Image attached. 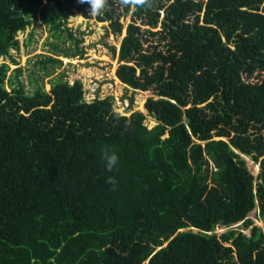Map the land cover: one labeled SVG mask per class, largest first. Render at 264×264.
<instances>
[{"label":"trees","instance_id":"16d2710c","mask_svg":"<svg viewBox=\"0 0 264 264\" xmlns=\"http://www.w3.org/2000/svg\"><path fill=\"white\" fill-rule=\"evenodd\" d=\"M77 13L115 35L129 14L107 47L116 78L152 93L146 113L86 101L63 74L44 89L59 57L82 55ZM37 25L54 40L26 89L11 50ZM253 209L264 222V0H105L97 16L79 0H0V264H264Z\"/></svg>","mask_w":264,"mask_h":264},{"label":"rangeland","instance_id":"374dc122","mask_svg":"<svg viewBox=\"0 0 264 264\" xmlns=\"http://www.w3.org/2000/svg\"><path fill=\"white\" fill-rule=\"evenodd\" d=\"M129 14L121 17L120 21L123 23V30L120 35L106 33L108 27L107 22H99L94 17L85 18L80 13L75 14L68 18L66 25L74 33L75 36L82 37V42L79 47L83 52L80 58L75 56L73 58L59 57L62 60L61 65H58L55 72L42 79L41 84L44 89H49L50 78L55 77V74H63V79L72 82L74 80H81L84 89V98L86 101H91L95 97L103 98L106 96L113 97V108L115 111L122 115H129L133 111H142L144 109V102L152 96L150 91L133 90L123 83L117 82L115 79V70L117 68V60L111 56L110 50L107 45H113L118 50L121 38L125 34V26L129 21ZM30 28L24 32H18L17 38L20 43L28 36ZM27 47L20 46V50L16 52L11 50V53L18 65H10V69L19 66L22 68L20 79L22 80L26 89L34 86L33 78L30 71H35L37 77L42 75L40 69L33 65L34 61L44 54H48L49 47L47 41L54 39L49 36L47 29L43 25H37L34 29V34L31 37ZM65 41H59L61 46L68 47L69 39L63 37ZM5 61H8L5 59ZM145 123L151 127L155 124V120L146 115ZM246 159L247 167L254 175L258 173V167L250 157L243 156ZM248 218L253 220L254 224L263 227L264 222L259 220L256 216V210H251ZM243 230L248 234V230L242 228L240 222L230 226ZM227 227L220 226L216 228L217 233L223 232Z\"/></svg>","mask_w":264,"mask_h":264},{"label":"clouds","instance_id":"9594fccd","mask_svg":"<svg viewBox=\"0 0 264 264\" xmlns=\"http://www.w3.org/2000/svg\"><path fill=\"white\" fill-rule=\"evenodd\" d=\"M81 4L88 5V14L91 16H97L100 14L104 8L105 0H79ZM121 4L124 6H129L130 3L138 5H146L148 0H120ZM103 161L105 163L106 170L112 172L113 169L118 164L119 157L114 151H106L103 153ZM256 164V163H255ZM259 170V166H258ZM106 182L112 185H115L116 180L114 176H108Z\"/></svg>","mask_w":264,"mask_h":264},{"label":"bare ground","instance_id":"6f19581e","mask_svg":"<svg viewBox=\"0 0 264 264\" xmlns=\"http://www.w3.org/2000/svg\"><path fill=\"white\" fill-rule=\"evenodd\" d=\"M117 80V82H119L121 84V82L118 80V78H115ZM258 167V165H256Z\"/></svg>","mask_w":264,"mask_h":264}]
</instances>
